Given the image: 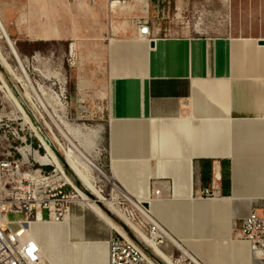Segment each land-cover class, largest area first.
<instances>
[{
  "label": "crops",
  "instance_id": "1",
  "mask_svg": "<svg viewBox=\"0 0 264 264\" xmlns=\"http://www.w3.org/2000/svg\"><path fill=\"white\" fill-rule=\"evenodd\" d=\"M109 1L0 0V17L10 38L31 45L44 42L41 36L58 39L53 29L58 40L67 39L65 24L46 17L60 6L63 16L79 15L91 40L108 35L98 95L106 98L112 179L137 199H149L159 189L156 217L174 236L205 242L206 264H253L251 245L236 237L235 225L252 206L248 198L264 199V45L259 42L264 34L160 36L151 47L127 17L149 15L150 2L159 15L179 0H134L123 9H110ZM195 27L202 30V23ZM85 85L79 79L78 90ZM213 160L222 175L217 198L237 202H215L199 213L210 202L190 205L189 198L211 186ZM80 213L83 223L76 219L61 229L63 248L75 252L73 260L86 253L103 264L97 239L102 227L87 211ZM113 234L114 229L107 239L108 264ZM71 240L78 243L70 249Z\"/></svg>",
  "mask_w": 264,
  "mask_h": 264
},
{
  "label": "rangeland",
  "instance_id": "2",
  "mask_svg": "<svg viewBox=\"0 0 264 264\" xmlns=\"http://www.w3.org/2000/svg\"><path fill=\"white\" fill-rule=\"evenodd\" d=\"M54 1L58 2L60 0ZM226 1L227 2H225V0H179L178 3H170L169 15L167 10L164 15H162V13L159 15L154 13L153 9H151L150 2L149 20L151 33L156 37L204 34L261 36L264 34V0ZM140 2L142 1L140 0ZM127 4H131V2ZM127 4H122L121 1H116L110 5L108 2L110 9H123L130 6ZM163 5L167 6V3L162 4V6ZM61 7L62 6L58 8L55 7L54 9L48 11L46 13V17L55 22L57 26L65 24L67 39L58 40L61 39V35L53 29L52 31L54 35L57 34L59 36L58 39L49 41L44 40V42L42 41L31 45L26 41H14L8 34V39L3 36L1 37L2 48L5 55H7V59L16 77L20 76L21 80L25 82V79L23 80L25 76L29 78V80L32 81L36 87L37 84H44L47 88H49V95H41L42 93L40 92L39 94L41 95L43 102L51 106V108L49 107V110L55 115V118L58 120L61 128H63V131L69 138L71 135L67 132V125L71 124V126H74L76 124H85L87 126H96L101 124L104 126L102 139L98 142V145L96 144L98 146L96 147L99 153L97 156H94L93 163L97 169L104 171L103 173L110 177L106 98L98 95L100 94V90L104 87L106 73V44L108 42V35H105L104 33L106 26V11L102 8V31L104 36L102 39L95 42L84 35L85 30L83 28V20L80 19L79 15L73 16L71 13L69 14L66 11V15L63 16V11L65 10ZM176 7L181 9L177 12ZM173 9H175L174 12ZM41 12L43 11L41 10ZM174 13H178L177 16H174ZM137 15L140 16L142 14L140 12ZM134 18V15L129 16V18L127 17V20L129 21L128 23L131 27L134 26ZM198 22L202 23V30L200 31L195 27V24ZM69 32H73L75 34L74 37L72 34H68ZM70 37L73 39H70ZM111 38H113V36H111ZM13 49H16L15 51L20 60H22L21 62L20 60L15 59ZM48 71L51 75L48 74ZM0 74L7 85L9 84L8 86L20 108V110L16 108L14 114L11 113V115H8L10 114L11 108L8 107V104L0 101V119L4 118L3 121L0 120V158L8 156L9 151L12 150L13 147L18 146V144H20L25 138L28 140V144L32 143L35 148L38 149L40 141L35 136L36 132L40 136L41 134L46 135L50 144H48L41 136L44 140L45 147L41 148V152L44 153V149L46 152L48 148L60 163L62 161L66 174L73 180L74 186L78 189L75 194L76 197H78V194L82 192L91 202L95 201L98 205L101 203L110 212L111 216L115 217L106 204L108 201H112V203H114L119 210L127 214L133 224H135L133 219H135V221L142 220L139 213L133 208L132 204L129 201H125L120 194L116 193L110 183L103 182V178L100 179L99 174L96 171L95 173L92 171L93 175H97L98 179L94 182V184L99 189L104 190V195L107 200L99 199L93 191L84 186L83 182L67 165L64 157V150L55 142L52 132L50 133L46 128L43 119L38 112L39 110L36 111V108L33 107V98L30 97L33 93L30 87L27 84L25 85L23 82L20 83L16 81L17 78L10 73L7 66L1 61ZM42 74H48L50 76V80L44 78ZM54 76L58 79L64 78V85L57 83ZM79 79H83L86 83L82 91L78 90ZM22 84L26 87L24 85L22 86ZM62 87L64 88V91H62ZM25 88L28 89V91H25ZM61 92V100L64 103L66 111L65 117L67 118V121L64 119L66 124H62L61 113H63V111L57 108V98L54 97ZM79 100H85L86 109L88 110L82 112L79 109ZM21 114H25L27 116L28 119L26 122L22 118ZM55 132L58 133V131ZM57 133L56 135L58 138L66 144L67 140L62 135ZM31 164L32 165L29 166L24 165L23 170L25 172H29L30 170L28 168L30 167H32V171L41 168L32 160ZM41 174V177L44 180L38 181V185L36 186H29L26 189L27 193H23L21 191V194H24L21 199H28L31 194L39 195L40 190H45L47 185H50L51 187L54 183H56L53 182L56 178L51 177L54 174V167L49 166L42 168ZM42 181L44 182L42 183ZM50 187L48 186V189H50ZM111 216L109 217L112 218ZM11 217L14 216L11 215ZM115 218L122 222L117 217ZM62 220L63 218L59 221ZM113 222L115 225L118 224L117 222V224L115 223V220ZM237 225H239V223H237ZM162 247L161 248L165 252L169 255L171 254L172 258L177 262H175L176 264L191 263L187 257L183 256V253L178 249V246H176L175 243L165 242Z\"/></svg>",
  "mask_w": 264,
  "mask_h": 264
},
{
  "label": "bare ground",
  "instance_id": "3",
  "mask_svg": "<svg viewBox=\"0 0 264 264\" xmlns=\"http://www.w3.org/2000/svg\"><path fill=\"white\" fill-rule=\"evenodd\" d=\"M116 1H118V0H111V1H109V3L111 5V3H114ZM121 3L127 4V3H123V2H121ZM127 5H130V4H127ZM2 36L5 37L6 39H8V33H7L6 28L3 24V21L0 17V61L2 63H4L7 66V68L9 69L10 73H12V75H14V71L11 68V65L7 59V55H5L3 48H2V43H1V37ZM41 37L44 40L49 39L48 36H41ZM11 44H12V42H11ZM15 50L16 49H13V52L15 54V59L20 60V58L17 55ZM21 61L22 60H20V62ZM48 74H50L49 71H48ZM48 74H42V75L47 80H50V76ZM54 77H55L57 83L64 85V82H65L64 78L58 79V78H56V76H54ZM16 78H17L16 81H18L20 83L23 82L21 80L20 76L16 77ZM23 80L25 81L23 83H25V85L27 84L30 87V89L32 90V93H33L32 96L33 97L30 95H28V96L33 98V107L36 108V111L39 110L38 112L40 113L46 128L48 129V131L50 133L52 132L55 142L58 145H60L61 148L64 150L65 161L71 167V169L74 171L76 176H78V178L83 182L84 186H86L89 190L93 191L99 199L107 200L105 198V195H104V190L99 189L94 184V182H96V180H98V179H97V175L94 176L92 171L94 173L96 171L99 174V178L100 179L103 178L102 179L103 182L110 183L113 190H115L116 193L120 194L124 198L125 201H129L132 204L133 208L146 221H150L151 217L157 218L156 216L158 214V212H157V205L158 204L156 203V201L159 200V198H158L159 195H155V197H151L149 199H144V200L143 199H137L136 197H132L130 194L126 193L112 179L111 176L110 177L107 176L105 173H103L104 171H101L100 169H97L95 167V164L93 163L94 162L93 158H94V156H97V154L99 153V151L97 149V147H98L97 145H98V142H100L101 135L103 133V125L99 124L96 126H87L85 124H76V125L73 124L74 126H71V124L69 123L70 125H67V127H66V129L68 130L67 132L71 135L69 138L67 136V134H65V132L63 131V128H61L58 120L55 118V115L49 110V107L51 108V106L45 104L41 98V95H49V88H47V86L44 84H37V87H36L34 85V83L32 81H30L29 78H27L25 76H24ZM23 85L24 84H22V86ZM24 90L28 91V89H26V88ZM62 91H64L63 87H62ZM29 92H31V91H29ZM39 92L42 94L40 95ZM26 95H27V93H26ZM61 96H62V92L60 94H58L57 96L55 95L54 97L57 98V100H56L57 101V108H59L61 111H63V113H61L62 124H66V122H65V120L67 119L65 117L66 111H65L64 103L61 100ZM0 101H3L4 103L8 104V107L11 108L10 114H8V115H11V113L14 114L16 108L20 110L18 103L16 102V100L14 98L13 93L11 92V90H10L9 86L7 85V83L5 82V80L2 78L1 74H0ZM41 108H42V110H41ZM8 115H6V116H8ZM21 116L26 122V120L28 119L27 116L25 114H21ZM55 131H58V133L60 135H62L67 140L66 144L63 143L58 138V136L56 135L57 132H55ZM35 136L39 139L42 148H45L44 147V140L41 138V136L37 132H36ZM43 138L47 141L48 144H50L49 139L46 135H43ZM22 151H23V153H26V155L24 154L25 155L24 165H27L28 164L27 157L30 155L29 154V147H24ZM32 154L35 155L36 162L40 163L41 166H45V165L54 166L55 171H54L52 178H56L55 180L62 179L64 181H66L67 183L74 186L73 180L66 174V172L64 170V166L58 161V159L54 156V154H52L50 152V150L48 148H47L46 152L44 149V153L41 154L40 156L37 153L32 152ZM29 175H35L36 177H38V181L44 180V179H42V177L39 176V170L38 169L34 170L33 172H29ZM43 182L44 181H42V183ZM144 198H146V197H144ZM257 199L258 198L251 197V198H248L247 200L249 201V203H253ZM189 201H190V205L202 204L205 201L210 202L209 203L210 208H204V207L198 208L197 212H199V213L209 212L211 210V206H212L211 204H213L215 202L224 203V201H225L228 203L230 202L233 205L236 204V202H237L236 199H231V198L230 199H218V198H216V199L210 200V199L201 198V197H192V198H189ZM145 202L149 203V208H146L143 205V203H145ZM27 204H31V196L28 199H26V198L21 199V197L17 198V205H27ZM106 204H107L109 210L111 211V213L113 215H115V217L120 219L132 231L137 233V235L139 236L141 241H143V243L152 251V253L158 259L160 258V260L164 264H176L177 263L172 258L171 254L169 255L167 252H165L163 250L164 249L163 247H162L163 248L162 249L153 240L147 238L139 230V228L136 227L137 225L133 224V222L127 216V214H125L121 210H119L115 206V204L112 203V201H108ZM234 209L235 208H233V213L235 216L236 211H234ZM82 211H87L98 222L99 226L102 227V231H99L97 234V237H98L97 239H99V242L102 245L101 254H102L103 264H108L107 263V252H106L107 239L110 235V231L114 228H118V225L114 224L112 219L104 212V210L95 201L91 202L89 200V198L86 197L82 192L78 194V197H76V195H74L72 197L69 209L67 210L62 221H56L54 219H51L49 221L48 220L35 219V220L30 221V222H25L26 224H24L20 233L21 234L24 233L26 235H29L31 238H33L38 243V245L40 246V250H41L43 257L48 261L49 264H97V261L91 260L86 253L83 255L82 260L75 259V257L73 260V259H71V255L74 254L73 256H75V252L73 251L74 253H72L70 250L68 251L67 247L63 248V245H65V244H64V241L62 242V239H61V236H62L61 229L67 228V227L70 228L73 225V222L76 219H79V217L81 216L80 212H82ZM241 211H239V212H241ZM83 216H82V218H83ZM83 221H84V218H83ZM234 221H235V219H234ZM58 222H61V223H58ZM79 222L83 223L82 221H80V219H79ZM92 222L94 223V221H91V224H92ZM93 228H94V226H93ZM94 235H95V233H94ZM171 235L174 237L175 240H172V241L170 240V242H173V243H175L176 246H178V249L181 250V252L183 253V256L187 257L191 261L190 264H206L207 263L206 252H207L209 247L205 246V242L183 240L184 237H182V236L176 237L173 234H171ZM203 237H205V236H203ZM72 239H74V238H72ZM77 243L78 242H75V241L72 242V240H71V242H69L67 244V246H69V248L71 249V248H73V245L75 247V245ZM255 253L256 254H253V264H261V260H260L261 259V251L257 250ZM80 256H82V254H80ZM181 259H182V257H181ZM98 263H100V262H98ZM153 264H157V263L153 262Z\"/></svg>",
  "mask_w": 264,
  "mask_h": 264
},
{
  "label": "built area",
  "instance_id": "4",
  "mask_svg": "<svg viewBox=\"0 0 264 264\" xmlns=\"http://www.w3.org/2000/svg\"><path fill=\"white\" fill-rule=\"evenodd\" d=\"M118 1L130 3L134 0ZM167 7L169 15L170 2ZM176 10L178 12L179 9L176 8ZM177 14L174 13V16ZM134 25L140 36L150 41L156 40L157 37L151 33L149 15L135 17ZM78 102L82 112L88 110L85 100ZM0 120L3 121L4 118ZM24 147H29L30 155L27 157V165H32L31 160L38 164L41 167L38 169L40 177L42 168L52 166H41L36 162L32 152L39 156L43 154L41 143L36 149L32 143L28 144L26 138L18 146L13 147L8 156L0 158V264H49L43 257L38 243L29 235L21 234L20 231L26 224L25 222L35 219L59 221L64 218L71 199L78 189L62 179L53 180L56 183L51 187L47 185L45 190H40L39 195L31 194V204L17 205V198L23 197L21 191L27 193L26 189L29 186H36L38 183V177L29 175V172H33L32 167L28 168L29 172L23 170L26 155L22 151ZM213 168L211 186L199 191L195 197L212 199L220 196L222 175L217 160H213ZM159 194L160 190L155 189L152 197ZM140 217L142 220L135 221L133 219V221L147 238L153 240L160 247L165 242L175 240L157 218L151 217L150 221H146L141 215ZM235 235L239 239L249 241L253 254L260 250L261 264H264V199H257L252 203L247 215L241 219V223L235 225ZM109 261L110 264H153V262L164 264L141 241L137 233L123 223L119 224L118 228H114V234L110 237Z\"/></svg>",
  "mask_w": 264,
  "mask_h": 264
},
{
  "label": "trees",
  "instance_id": "5",
  "mask_svg": "<svg viewBox=\"0 0 264 264\" xmlns=\"http://www.w3.org/2000/svg\"><path fill=\"white\" fill-rule=\"evenodd\" d=\"M9 85V84H8ZM42 136V135H41ZM43 137V136H42ZM56 155V154H55ZM57 156V155H56ZM58 157V156H57ZM60 160V159H59ZM61 161V160H60ZM61 163H62V161H61ZM67 163V162H66ZM63 164V163H62ZM68 165V164H67ZM63 166H64V164H63ZM69 166V165H68ZM70 167V166H69ZM70 169H71V167H70ZM99 205L101 206V208L109 215V216H111V214H110V212L101 204V203H99ZM112 217V216H111ZM112 218H114L117 222H119L120 224H122V222H120L119 220H117L115 217H112Z\"/></svg>",
  "mask_w": 264,
  "mask_h": 264
},
{
  "label": "water",
  "instance_id": "6",
  "mask_svg": "<svg viewBox=\"0 0 264 264\" xmlns=\"http://www.w3.org/2000/svg\"><path fill=\"white\" fill-rule=\"evenodd\" d=\"M259 42H260L261 45H264V39H261ZM150 46H151V47H154V46H155V42H154V41H151ZM143 205H144L146 208H149V203L145 202V203H143Z\"/></svg>",
  "mask_w": 264,
  "mask_h": 264
}]
</instances>
